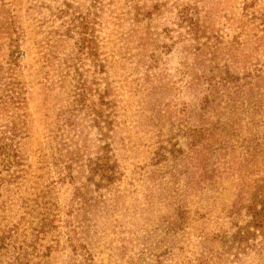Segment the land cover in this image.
Listing matches in <instances>:
<instances>
[{
  "label": "trees",
  "instance_id": "obj_1",
  "mask_svg": "<svg viewBox=\"0 0 264 264\" xmlns=\"http://www.w3.org/2000/svg\"><path fill=\"white\" fill-rule=\"evenodd\" d=\"M122 1L53 0L55 5L49 8L51 20L59 24L50 31L72 41L58 58L59 84L68 78L69 86L66 110H61L64 115L56 126L62 136L58 145L64 150L54 158L56 180L82 179L72 184L75 199L68 207L77 220H65L64 227L74 233L81 218L88 219L95 197H100L93 192L109 189L120 174L110 144L100 140L107 135L103 129L113 127L116 112L104 68V48L112 42L118 55L143 69L151 94L162 98L159 124L167 122L169 129L165 143L157 140L151 164L173 163V169L160 173H167L174 190L184 192L195 184L210 183L219 169L235 170L239 202L229 212L234 213L232 243L241 251L264 246V0H241L235 14L223 15L207 0ZM3 6L0 3L1 12ZM14 23L11 13L15 36ZM15 37L11 33V63L3 67L0 62V156L6 152L7 157L9 150L4 158L11 166V180L23 168L16 136L23 133L24 112L18 109L25 103L24 88L12 74ZM177 44L184 60L176 75L164 76V69L158 68L160 57ZM79 112L89 118L88 127L98 130L95 138L85 136L84 125L76 119ZM177 137L184 140V149ZM235 151L239 158L232 157ZM232 162L236 168L227 166ZM53 207L44 208L38 230L58 220L60 213ZM176 211L184 213L180 206ZM11 260L28 259L17 250Z\"/></svg>",
  "mask_w": 264,
  "mask_h": 264
},
{
  "label": "rangeland",
  "instance_id": "obj_2",
  "mask_svg": "<svg viewBox=\"0 0 264 264\" xmlns=\"http://www.w3.org/2000/svg\"><path fill=\"white\" fill-rule=\"evenodd\" d=\"M240 1L207 0L220 15L235 14ZM0 3L4 4L0 11V62L3 67L11 63L12 33L17 41L12 74L25 96L18 109L24 112V129L16 136L23 168L16 179L11 180V166L5 162L9 150L7 157L6 152L5 158L0 156V264H264V246L241 251L232 243L234 213L229 212L239 202L235 170L219 169L210 183L195 184L184 192L174 190L167 173H160L173 169V163L151 164L157 140L165 143L169 129V123L159 124L157 110L162 98L151 94L143 69L118 55L112 42L104 48V68L116 112L113 127L103 129L107 135L100 140L110 144L120 174L109 189L93 192L100 197L92 202L88 219L83 222L81 218L74 233L67 232L64 221L77 220L68 211L75 199L72 184L82 179L58 182L54 158L58 151H64L58 145L62 136L56 126L66 110L69 86L68 78L59 84L58 58L72 41L57 38L50 31L59 27L58 20L49 15L53 0ZM11 13L15 16V36ZM183 60L181 44L173 45L161 55L158 68L164 69V76H174ZM77 116L83 118L76 119L84 125L85 136L95 138L98 130L88 127L89 118H84L83 112ZM177 140L184 149V140ZM232 157L239 158L240 153L235 151ZM231 165L236 168L233 162L227 166ZM155 169V176L149 178ZM49 204H55L59 218L40 231L41 214ZM178 206L183 214H177ZM17 250L28 260H11Z\"/></svg>",
  "mask_w": 264,
  "mask_h": 264
}]
</instances>
